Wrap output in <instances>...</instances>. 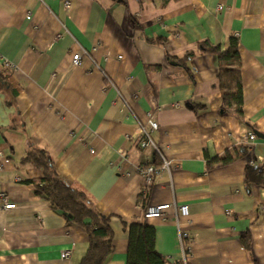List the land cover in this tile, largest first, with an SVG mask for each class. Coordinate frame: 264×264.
<instances>
[{"label": "crops", "instance_id": "0c3cea01", "mask_svg": "<svg viewBox=\"0 0 264 264\" xmlns=\"http://www.w3.org/2000/svg\"><path fill=\"white\" fill-rule=\"evenodd\" d=\"M231 37L248 125L225 113L218 60L201 48L227 50ZM4 62L18 93L0 88V264H80L88 249L86 231L26 182L43 177L21 163L35 147L111 218L107 264L127 263L132 224L156 229L166 259L183 263L187 249L188 264H264V185L246 179L247 167L264 169V0H0ZM149 116L160 154L138 144ZM228 154L209 168L207 157ZM149 166L151 183L140 171ZM162 204L173 206L167 219L145 218ZM181 205L188 217L178 218Z\"/></svg>", "mask_w": 264, "mask_h": 264}, {"label": "trees", "instance_id": "16d2710c", "mask_svg": "<svg viewBox=\"0 0 264 264\" xmlns=\"http://www.w3.org/2000/svg\"><path fill=\"white\" fill-rule=\"evenodd\" d=\"M137 26V21L134 19ZM204 53L214 55L219 64L218 81L224 104V111L235 116L240 122L249 124L244 115V91L242 84V61L239 51V41L231 37L230 47H221L204 43L201 45ZM195 52L188 53L184 58H172L178 63L190 61ZM0 88H9L12 95L18 93L12 80V67L0 64ZM208 159V166L227 165L233 161L228 154L224 159ZM23 165H31L41 171L43 177L39 180H27L35 187V194L47 201L55 212L65 216L69 224L82 227L89 238L88 249L80 264H107L114 253V232L111 218L103 215L90 196L83 190L69 185L55 168V163L48 152L38 147L31 149L22 159ZM246 179L249 184L264 185V169L257 164L246 169ZM140 198L147 200L148 194L142 193ZM156 229L149 225L132 224L129 227V248L126 264H165L164 258L156 249ZM245 248L251 250V239H244ZM178 264H183L178 262Z\"/></svg>", "mask_w": 264, "mask_h": 264}, {"label": "built area", "instance_id": "2783aa9c", "mask_svg": "<svg viewBox=\"0 0 264 264\" xmlns=\"http://www.w3.org/2000/svg\"><path fill=\"white\" fill-rule=\"evenodd\" d=\"M66 6H69V3L66 2ZM219 9H222V7L220 6ZM84 56H89V54L86 51H82V52H78L77 54H75L73 56V64L75 66H80L81 64V60ZM5 64H7L8 66L12 67L8 62H4ZM149 124L148 126H144L142 128V134L141 137L139 138V146L141 148H154L159 152V149L157 148L154 140L152 139V133L154 131H156L158 129V123L151 117L149 116ZM248 140L249 141H255L256 140V135L254 133H249L248 136ZM92 153H94V151H91ZM121 156L125 157L126 156V152L125 151H120L119 152ZM2 157V154L0 153V158ZM170 167V164L164 160L162 169H168ZM1 168V167H0ZM141 173L144 175L146 182L147 183H151L153 176L155 173H157V169H155L152 166L143 168L140 170ZM5 196L3 194H0V200H5ZM172 204H162V205H156V206H149L146 210H145V218L146 219H167L168 218V213L170 210H172ZM3 208L5 210H11V209H15L16 208V204H5L3 206ZM176 213L178 218L179 217H188L189 216V209L187 205H181V206H177L176 207ZM180 228V227H179ZM181 241H183V239L188 238L186 235L181 234L180 236ZM185 248V247H184ZM72 254V250H64L62 252V258L67 259L71 256ZM188 251L187 249H183V264H188ZM165 264H178L177 260L174 259H168L167 262Z\"/></svg>", "mask_w": 264, "mask_h": 264}, {"label": "rangeland", "instance_id": "374dc122", "mask_svg": "<svg viewBox=\"0 0 264 264\" xmlns=\"http://www.w3.org/2000/svg\"><path fill=\"white\" fill-rule=\"evenodd\" d=\"M141 132H142V130H141ZM142 134V133H141ZM141 134H140V136H139V138L141 137ZM139 138H138V144H139ZM157 151V150H156ZM158 152V151H157ZM159 154H160V152H158ZM144 176V175H143ZM145 178V177H144ZM146 180V179H145Z\"/></svg>", "mask_w": 264, "mask_h": 264}]
</instances>
